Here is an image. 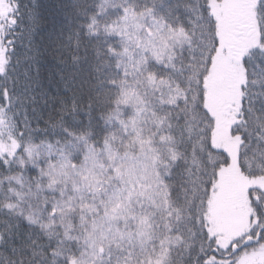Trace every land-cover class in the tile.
Segmentation results:
<instances>
[{"label":"snow or ice","instance_id":"snow-or-ice-1","mask_svg":"<svg viewBox=\"0 0 264 264\" xmlns=\"http://www.w3.org/2000/svg\"><path fill=\"white\" fill-rule=\"evenodd\" d=\"M0 264H264V0H0Z\"/></svg>","mask_w":264,"mask_h":264}]
</instances>
